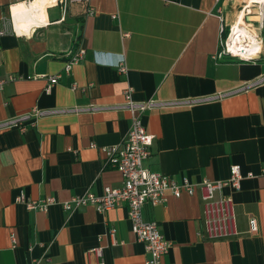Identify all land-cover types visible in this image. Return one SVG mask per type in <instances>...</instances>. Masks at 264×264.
I'll return each mask as SVG.
<instances>
[{
  "label": "crops",
  "instance_id": "0c3cea01",
  "mask_svg": "<svg viewBox=\"0 0 264 264\" xmlns=\"http://www.w3.org/2000/svg\"><path fill=\"white\" fill-rule=\"evenodd\" d=\"M29 1L0 0V78L7 79L0 124L35 107L47 112L26 131L0 129V264L43 253L49 264H87L96 259L88 250L98 245L105 264L147 263L150 253L132 229L127 204L105 212L62 205L75 194L123 183L121 170L105 164L102 146L128 135V84L136 100L164 102L143 112L155 134L147 169L195 183L228 178L234 163L245 174L240 188L223 190L233 198L228 235H208L199 187L144 204V217L157 220L172 241L162 264H264V80L255 83L264 75V45L257 59L216 57L221 25L228 29L236 20L241 0H68L65 9L54 0L46 5L47 21L28 33L20 22ZM79 49L85 58L67 72ZM58 73L47 90L48 75ZM21 193L58 201L32 210L16 202Z\"/></svg>",
  "mask_w": 264,
  "mask_h": 264
},
{
  "label": "built area",
  "instance_id": "2783aa9c",
  "mask_svg": "<svg viewBox=\"0 0 264 264\" xmlns=\"http://www.w3.org/2000/svg\"><path fill=\"white\" fill-rule=\"evenodd\" d=\"M64 9L67 7L68 0H62ZM239 15L228 29L222 23L220 34V48L216 57L230 55L243 60H253L260 56L264 43V0H241ZM89 14L94 13V7H89ZM222 17V16H221ZM129 35V32H124ZM86 51L79 49L73 54V58L67 61L65 70L70 72L75 62L85 58ZM119 69L126 72L128 67L124 59L117 62ZM47 90H52L53 85L58 81L60 74L48 75ZM13 79V77H9ZM262 75L255 83L263 81ZM7 79L0 78V91L4 89ZM77 88V84L73 85ZM134 86L128 84L124 89V106L131 112L132 122L127 137L120 143L103 145L102 149L106 154L105 164L114 166L121 170L123 183L119 186L107 185L103 192L95 193L87 190L85 193L75 194L70 199L62 202L66 209H73L79 206L92 204L99 211L105 212L110 208L127 204L128 214L131 219L132 229L139 240L144 241L146 249L150 253L146 264H162L163 257L169 252L172 241L162 233L157 220L146 219L143 214V207L146 202L152 204L163 203L167 200V192L171 191L176 196L183 195L184 192L194 194L199 187L204 199V213L207 224V233L210 237H220L233 233L230 222L232 220L233 198L231 194L225 193V187L231 186L234 189L241 187V180L245 176L242 171V165L232 164L230 176L212 180L203 179L202 182H192L187 177L181 181L177 180L171 174L147 169L144 160L152 153V144L155 134L146 129L143 112L148 108L163 104L156 99L139 101L134 98ZM224 95V94H219ZM90 109L95 106H85L77 109ZM35 107L31 113L19 120L0 124V129L18 128L26 131L29 125L36 123L37 117L46 113ZM93 146L97 143L92 142ZM248 175H253L249 172ZM217 192L220 196L216 197ZM17 203H23L28 209L47 211L49 206L58 201L53 195H48L38 199H30L21 193L16 197ZM250 224L253 230L257 231V218L250 217ZM117 228L112 227L109 235L115 236ZM15 243V237H13ZM89 253L95 252L96 259L88 260L87 264H105L103 246H94L88 250ZM23 264H49V257L43 253L34 257Z\"/></svg>",
  "mask_w": 264,
  "mask_h": 264
},
{
  "label": "bare ground",
  "instance_id": "6f19581e",
  "mask_svg": "<svg viewBox=\"0 0 264 264\" xmlns=\"http://www.w3.org/2000/svg\"><path fill=\"white\" fill-rule=\"evenodd\" d=\"M54 0H30L27 7L26 18L20 22L22 24V32L29 33L31 27L36 24L45 23L47 21L46 5ZM21 28V25H19Z\"/></svg>",
  "mask_w": 264,
  "mask_h": 264
},
{
  "label": "rangeland",
  "instance_id": "374dc122",
  "mask_svg": "<svg viewBox=\"0 0 264 264\" xmlns=\"http://www.w3.org/2000/svg\"><path fill=\"white\" fill-rule=\"evenodd\" d=\"M24 14V13H23ZM23 18H24V16H23Z\"/></svg>",
  "mask_w": 264,
  "mask_h": 264
}]
</instances>
